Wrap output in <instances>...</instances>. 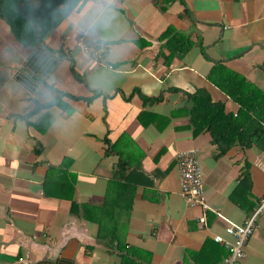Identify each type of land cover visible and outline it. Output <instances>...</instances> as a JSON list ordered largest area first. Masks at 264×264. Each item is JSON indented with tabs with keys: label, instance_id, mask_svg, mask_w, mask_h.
I'll use <instances>...</instances> for the list:
<instances>
[{
	"label": "crops",
	"instance_id": "crops-1",
	"mask_svg": "<svg viewBox=\"0 0 264 264\" xmlns=\"http://www.w3.org/2000/svg\"><path fill=\"white\" fill-rule=\"evenodd\" d=\"M124 8L137 33L127 75L114 95H74L81 111L66 134L17 126L0 61V264H120L121 256L222 264L226 250L214 236L242 225L264 197V140L262 148L253 137L263 123L251 118L241 142L217 156L208 132L194 136L184 95L205 89L236 116L240 106L208 79L218 62L264 93L262 0H171L165 12L155 0H124ZM169 26L194 46L168 64L159 37ZM70 78L82 81L83 70L73 65ZM141 94L162 99L145 104ZM194 148L207 211L181 196L176 156ZM120 162L124 175L115 179ZM245 251L239 264H264V213Z\"/></svg>",
	"mask_w": 264,
	"mask_h": 264
},
{
	"label": "clouds",
	"instance_id": "clouds-1",
	"mask_svg": "<svg viewBox=\"0 0 264 264\" xmlns=\"http://www.w3.org/2000/svg\"><path fill=\"white\" fill-rule=\"evenodd\" d=\"M0 35L12 119L19 128L43 123L61 134L79 119L73 96L114 95L137 45L124 0H0ZM73 65L82 81L70 78Z\"/></svg>",
	"mask_w": 264,
	"mask_h": 264
},
{
	"label": "trees",
	"instance_id": "trees-1",
	"mask_svg": "<svg viewBox=\"0 0 264 264\" xmlns=\"http://www.w3.org/2000/svg\"><path fill=\"white\" fill-rule=\"evenodd\" d=\"M170 1L171 0H155V5L162 12H165L167 10L166 5ZM21 23L22 21L20 20L16 22L17 34L19 33ZM159 41L163 42V49L169 51V54L165 56V60L168 64L174 58H182V56L189 52L194 46L193 41L188 36L179 33L173 26L167 28L159 37ZM159 53L163 56L162 49ZM208 79L235 101L240 106V109L236 116L227 112L225 105L213 102L210 94L205 89H198L195 93L184 92L188 104L187 113L190 116L194 136L203 131L208 132L213 142L217 145V156H222L241 142V135L244 127L251 118H256L263 124L253 133V137L255 142L263 148L260 142L264 140V93L253 83L248 82L244 77L233 72L219 62L215 63ZM174 91L177 92L179 90L175 89ZM141 97L145 104L154 100L161 101L162 99L161 96L151 99L142 94ZM73 99L77 100L79 98L73 96ZM105 142L109 144L108 140ZM112 149L113 146H108L106 154ZM124 170L125 165L120 162L114 178H123ZM132 195L133 193L130 190L129 210L132 207ZM107 204L108 201H106L103 211L107 210ZM72 212H75L74 209H72ZM109 215V217L115 218V214ZM100 225L101 232L99 230V237H102L104 228L102 224ZM130 263H132V261L127 256H121L120 264Z\"/></svg>",
	"mask_w": 264,
	"mask_h": 264
},
{
	"label": "built area",
	"instance_id": "built-area-1",
	"mask_svg": "<svg viewBox=\"0 0 264 264\" xmlns=\"http://www.w3.org/2000/svg\"><path fill=\"white\" fill-rule=\"evenodd\" d=\"M264 5V0H262ZM227 27H225L226 29ZM176 163L180 176L181 196L190 206L200 207L207 211L209 206L205 199L203 175L199 158V150L194 148L178 152ZM264 213V197L257 208L247 217L242 225H231L225 228L226 236L216 235L214 241L226 250L222 264H239L246 258V244L259 227V220ZM199 224L205 226V215L199 218Z\"/></svg>",
	"mask_w": 264,
	"mask_h": 264
}]
</instances>
